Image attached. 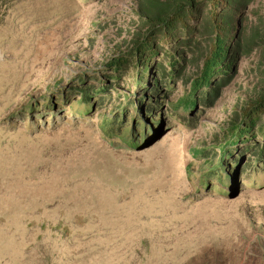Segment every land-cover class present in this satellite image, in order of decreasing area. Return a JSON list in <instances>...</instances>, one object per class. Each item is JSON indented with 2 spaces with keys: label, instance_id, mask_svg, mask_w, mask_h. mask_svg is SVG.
<instances>
[{
  "label": "rangeland",
  "instance_id": "1",
  "mask_svg": "<svg viewBox=\"0 0 264 264\" xmlns=\"http://www.w3.org/2000/svg\"><path fill=\"white\" fill-rule=\"evenodd\" d=\"M153 1L0 7V264H264L262 117L255 143L223 154L264 98V0L235 15L237 53L208 98L190 91L208 40L198 18L174 74L162 50L139 83L138 64L119 77L109 65L180 2Z\"/></svg>",
  "mask_w": 264,
  "mask_h": 264
},
{
  "label": "trees",
  "instance_id": "2",
  "mask_svg": "<svg viewBox=\"0 0 264 264\" xmlns=\"http://www.w3.org/2000/svg\"><path fill=\"white\" fill-rule=\"evenodd\" d=\"M172 7V13L169 16L157 15L155 17L156 23L161 26L155 32L148 33L144 41H138L134 48L127 50L126 52L117 55L110 62L111 67H115L116 77L120 76L121 71L128 69L130 71L135 68V64H138L141 69L137 73L136 83H139L145 75L147 76V61L150 56H157V52L162 50L158 67L171 69V74L176 72L178 67V61L180 59L174 57V52H178V47H184L190 45V42H182L180 32L185 34L184 39L190 38L192 28L189 23L196 22L198 18V26L201 27V35H207L208 40L205 41L204 50L202 48L204 59L202 63V69L200 73L191 81L190 91L192 95L200 92L204 97L208 98V94L214 93L216 96L220 93V86H216L217 77H223L228 74V71L232 68V55L238 47L233 44L234 38L233 32L235 31V15L239 10H244L250 1L252 0H178ZM8 2V0H0V7ZM157 3V1H153ZM203 5L202 14L201 6ZM158 7V4H152L148 6ZM147 8V9H148ZM202 17V18H201ZM160 45L161 47H159ZM137 67V66H136ZM120 71V72H119ZM166 72V70H165ZM129 73V72H128ZM160 77V75H159ZM151 79V75L149 77ZM153 78V76H152ZM151 82V90L156 91L158 88V75ZM139 85V84H138ZM140 88V87H139ZM138 89V91H140ZM193 100L192 98L186 99V96L180 99L179 105ZM186 102V103H184ZM136 100L133 101V106ZM128 112V111H125ZM124 112V113H125ZM262 117L263 123L259 127L260 136H264V98L255 102L250 106L243 114V119L240 124L230 128L229 141L224 146L223 154L232 150L233 145H237V142L245 145L246 143H255V132L253 127L257 121ZM235 138V139H234ZM202 149L195 151L196 156L203 155Z\"/></svg>",
  "mask_w": 264,
  "mask_h": 264
}]
</instances>
